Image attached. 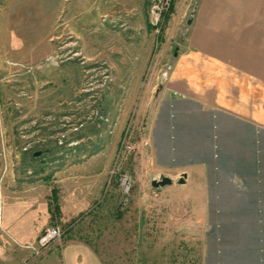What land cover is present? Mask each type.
<instances>
[{"label":"rangeland","instance_id":"1","mask_svg":"<svg viewBox=\"0 0 264 264\" xmlns=\"http://www.w3.org/2000/svg\"><path fill=\"white\" fill-rule=\"evenodd\" d=\"M152 2L0 0V264H40L35 229L59 226L60 248L82 213L105 264L198 263V178L158 162L154 128L199 0H174L161 31ZM164 174L174 185L154 186Z\"/></svg>","mask_w":264,"mask_h":264},{"label":"crops","instance_id":"2","mask_svg":"<svg viewBox=\"0 0 264 264\" xmlns=\"http://www.w3.org/2000/svg\"><path fill=\"white\" fill-rule=\"evenodd\" d=\"M187 40L154 128L158 162L198 178L194 207L208 219L197 264H264V0H199ZM48 252L40 264H105L79 239Z\"/></svg>","mask_w":264,"mask_h":264},{"label":"built area","instance_id":"3","mask_svg":"<svg viewBox=\"0 0 264 264\" xmlns=\"http://www.w3.org/2000/svg\"><path fill=\"white\" fill-rule=\"evenodd\" d=\"M173 0H153L150 12V22L157 28L162 30L165 13L170 9ZM161 28V29H160ZM62 230L59 226L47 228L39 237V246L34 248L37 254L48 252L52 249L55 242H61Z\"/></svg>","mask_w":264,"mask_h":264},{"label":"trees","instance_id":"4","mask_svg":"<svg viewBox=\"0 0 264 264\" xmlns=\"http://www.w3.org/2000/svg\"><path fill=\"white\" fill-rule=\"evenodd\" d=\"M173 8H174V0H173V2H172V5H171L170 9L168 10V12L165 13V19L168 18L169 14L172 12ZM149 26L152 28L151 23H149ZM53 193H54L53 195H54V197H55L54 202L56 203V205H55V211H60V206H59V204H57V202H58L57 190H56V189H53ZM53 214H54V212H53ZM85 214H86V213H82V214H80L78 218L73 219V220L68 224V227H67V229H66L67 236H66L64 242H66V241H68V240H72V239H79V240H83V241H85L86 243H88L89 245H91V244H90V241H89L88 239H85V237H81V238H80L79 236L76 235V234H77V233H76V231H77V230H76L77 223H78V221H81L82 218H84V215H85ZM54 217H55V216H54ZM78 224H79V223H78ZM74 233H75V234H74ZM96 252H97V250H96Z\"/></svg>","mask_w":264,"mask_h":264},{"label":"water","instance_id":"5","mask_svg":"<svg viewBox=\"0 0 264 264\" xmlns=\"http://www.w3.org/2000/svg\"><path fill=\"white\" fill-rule=\"evenodd\" d=\"M197 7H198V4L195 6V8L192 10V16L195 15L196 11H197ZM193 21V17L189 18L188 20V24H191ZM42 152L41 151H37L35 152L34 156H38L40 155ZM187 176L186 173H183L179 179V183H185V177ZM173 182V179L168 177V176H165V175H161L159 178L157 179H154L152 184L154 186H165L167 184H171Z\"/></svg>","mask_w":264,"mask_h":264},{"label":"clouds","instance_id":"6","mask_svg":"<svg viewBox=\"0 0 264 264\" xmlns=\"http://www.w3.org/2000/svg\"><path fill=\"white\" fill-rule=\"evenodd\" d=\"M234 182H235V180H234Z\"/></svg>","mask_w":264,"mask_h":264}]
</instances>
